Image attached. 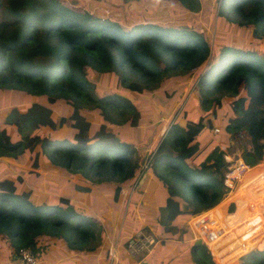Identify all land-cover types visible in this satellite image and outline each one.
Returning a JSON list of instances; mask_svg holds the SVG:
<instances>
[{"label": "trees", "instance_id": "16d2710c", "mask_svg": "<svg viewBox=\"0 0 264 264\" xmlns=\"http://www.w3.org/2000/svg\"><path fill=\"white\" fill-rule=\"evenodd\" d=\"M72 1L68 6L62 0H0V89L25 96L20 104L0 107V157L24 162L22 154L31 153L26 163L33 168L74 175L94 186L114 181L111 199L116 200L141 156L108 126L125 122L134 126L139 110L118 91L96 93L85 70L111 73L123 88L141 92L153 89L166 75L196 69L201 106L230 97L231 116L222 132L247 135L249 146L240 154L245 163L264 160V53L256 46L229 44L216 35L209 42L185 24H163L153 18L136 21L129 17L132 2L124 0L110 2L115 18L100 17L93 0ZM173 2L190 10L202 3L215 6V18L219 14L229 23L250 28L252 36L264 43V0ZM59 105L65 112L57 116ZM89 110L97 111L98 122L90 121ZM209 126L202 114L184 122L173 120L145 170L165 189L157 223L180 235L190 232L187 219L226 194L222 182L226 149L210 147L211 138L201 144ZM56 127L61 135L54 134ZM9 171L0 175V246L6 243L0 247V260L10 252L6 250L11 248L14 255L20 246L37 258L48 244L44 238L59 240L69 250L98 248L104 237L99 220L76 209L61 193L38 200L41 194L23 180V173L32 170L10 166ZM73 183L77 190H90L89 185ZM99 216L105 220L107 214ZM199 246L202 259L196 255ZM190 252L196 264H214L201 240L192 242ZM238 261L264 264V249H253Z\"/></svg>", "mask_w": 264, "mask_h": 264}, {"label": "rangeland", "instance_id": "374dc122", "mask_svg": "<svg viewBox=\"0 0 264 264\" xmlns=\"http://www.w3.org/2000/svg\"><path fill=\"white\" fill-rule=\"evenodd\" d=\"M81 1L86 2L87 0ZM124 1L129 3L132 2L131 6L133 5V9H129V17L136 21L146 20L147 18H153L159 22H163V24H170L174 26L185 24L201 32L205 36V38L209 40V42L212 38H214V35H216L218 38L223 37V40L226 43H235L241 46H256L258 53H264V43L258 41L260 39L252 36V34L250 33V28H241L239 26L234 25V23H229L222 16H219V14L217 15V18H215L217 12L214 10V8H216L215 6H206V4L203 5L202 3L197 10H190L186 6H182L173 2V0ZM62 2L68 6L71 4L69 2L73 3L72 0H62ZM93 2L96 7L95 10L100 13V17L105 18L111 16L112 18H115V15L113 14V16L110 13L111 9H113V13L115 12V9L109 5L111 0H93ZM74 7L81 10V6L74 5ZM228 23L232 25L230 26L228 25ZM223 25L230 27V29H220V26ZM250 38L252 40H250ZM85 73L86 78L89 82L92 83L96 93L100 94L111 91H118L130 97V99L135 103L136 107L139 110V117L134 126H130L127 122H125L120 125L111 124L108 127L113 128L114 132L117 133V136L121 139H126L129 141L136 140V145H134L136 152L139 148V146H137L139 140H154L159 134L161 138L162 132L169 126V124L173 120H179L180 122H184L186 119L195 118L198 114H202L204 120H208L210 122V126L206 130L204 137L201 138L202 145H204L206 141L211 138L213 142L210 143V147H225L227 154H225L224 158L227 156H240L242 149L247 148L249 146V142L247 141V135L244 132H239L236 134L222 132L223 124L231 116L229 108L231 100L230 97L224 96L222 100H220L219 104H217L216 101L213 100L210 104H208L206 108H203L201 106L197 94V85L195 83L196 69H192L186 73L179 72L166 75L159 80L158 84L153 89L143 90L141 92L129 91L123 88L119 85L117 79L115 78V75L111 73H101L92 69L85 70ZM24 98L25 96L20 92L10 89H0V107H6L10 104H20L23 102ZM55 110L58 112H56V115L59 116V113L65 112V107L59 105L58 107H55ZM88 112L90 116V121L98 122L99 116L97 115V111L89 110ZM1 120L2 113L0 112V121ZM97 124L98 123L95 124V127L97 126ZM214 127H217L218 131H214ZM61 133L62 130L59 127H56L54 129L55 135H61ZM215 136H217L216 139H214ZM155 140H157V138ZM143 154L140 155L141 159L143 157ZM22 155L24 156V158L27 157L28 161L32 157L31 153ZM3 161L5 163H13L7 159H3ZM17 166H19L21 170H32L40 174H46L40 169L32 168L23 164H18ZM260 166L264 167V160L261 161V163L254 169H259ZM252 171L253 169L247 171L246 174H244L245 176L243 180H245V178H247L246 176H248V174ZM4 172H7V169L4 163H1L0 173ZM31 172L23 173L24 179L26 181H28V178L30 177L31 179L36 177V175H32ZM47 174H50L49 176L51 185L55 184L58 189L64 187V185L59 181L62 178L57 177L59 175L54 174L55 176H52L51 173ZM64 178L72 180L75 179L74 177L68 176H65ZM38 181H40L41 184H44L49 180H44L40 178ZM98 185H101L106 188L105 194H107V190L109 194H112V187L115 185V182L104 181L103 183H98ZM98 185L96 187H98ZM91 186L94 185L91 184ZM70 191L73 192V190ZM132 193L133 191L130 192L129 197H131L130 199L128 198V200H126V196L123 197L124 199L121 207H129L128 201L132 202V206L134 205L135 201L133 202L134 196L132 195ZM75 196L78 200L82 202L80 204L84 206L85 211L91 214V212L85 207V204H88L90 202L89 200H91L92 197H89L88 199L86 192H83L82 195L75 194ZM236 201L237 197H235V195H232L226 200L220 202L219 205L215 206L214 211L220 213V218H216V223L213 224L215 229H224L228 225L229 221L235 220L236 218L240 217L239 214L232 216V214L236 213V209L239 210L241 208L240 205H238L237 208V204H235L236 206L233 213H227L230 209L231 204L234 205ZM162 208L163 207H161L159 210L160 213L162 212ZM187 221H185L186 224H188ZM143 229V232L149 233L152 236L154 235V238H161L160 236H158L159 234L157 235L158 231H155L154 228H151L149 230V227H145ZM110 233L115 234V230H111ZM164 233L166 234V232ZM187 233L188 234L186 236H182L179 239L182 241L187 240V242L184 243V245H182L180 248H176L179 245V242L177 241L160 240L161 247H156L153 252L151 251V254L149 253L145 255L144 252H141L129 255L128 252L125 250V247H122L121 245L120 254L121 256L123 255L127 258H133V261L135 262L132 264H196L194 261L195 255L190 252V246L192 242L198 239L196 236V231L193 232L191 230V233ZM176 235L180 236L179 232H176ZM171 237L175 238L174 235ZM213 241V239H209L206 241V243L210 245ZM201 242L204 243L203 241ZM261 243L262 242L256 244L258 249L261 248ZM4 244L6 243L3 242V244L0 246L1 249L4 248ZM213 245L214 250H211L210 248H206V250L208 252L209 258L214 264H238V260L241 259V257L244 255L243 253H241L238 256L236 254L238 249H235L231 254H228L224 250H222V247L219 246V243H215ZM171 246L176 247L173 249ZM210 247L212 246L210 245ZM106 249V246L103 247V250L101 251L102 259L99 260V256H97V263L95 264H106V260H104L105 256H107L105 254ZM7 251H10L8 252L9 254L5 253L6 258L1 259L0 263L2 262L15 264V262H13V258L16 259V255H11V248L6 250V252ZM202 251V247L199 246L196 254L199 259H202ZM121 256L119 255V260ZM72 259L74 261V264H89L88 260L82 261L78 255L69 256V260ZM37 264H58L57 257L52 252L50 254H44L41 250L39 256L37 257ZM61 264H68V262L63 261Z\"/></svg>", "mask_w": 264, "mask_h": 264}, {"label": "crops", "instance_id": "0c3cea01", "mask_svg": "<svg viewBox=\"0 0 264 264\" xmlns=\"http://www.w3.org/2000/svg\"><path fill=\"white\" fill-rule=\"evenodd\" d=\"M2 117H3V114H2ZM156 138H157V140H155ZM156 138L154 140H139L138 145H137V146H139L137 153L139 155H141L145 152V150H149L151 147H153L157 143L158 139L160 138V134ZM135 141L136 140L130 141L133 144V146L136 145ZM0 159L3 163H5L3 161V159H6V158L0 157ZM22 159L24 162H14L12 160L7 159L13 163L12 164L6 163V164H9V165H5L7 172L0 173V175L2 176L6 173H9L10 172L9 171L10 166H16L18 168H19V166H17L18 164H23V165L29 166L26 163L28 161L27 157L24 158V156L22 155ZM29 167H31V166H29ZM36 169H40V170L44 171L46 174H41V176H36L33 179H31V177H30V178H28V181H26L25 179H23V180H24V184L27 187L33 189V191H35L36 193L41 194V196H40L41 198H39L38 200H47L48 198L56 196L53 194L61 193L63 195H67L69 197V199L71 200V203L76 207V209H78L79 211L84 212L85 214H88L92 217H95V219L100 221V225H101L102 229L104 230V237H103L101 243L99 244L98 248H96L95 250H92V251L80 252L77 250H69L59 240L51 241L49 239L44 238L43 240L45 242H47L48 244L42 249V253H44V254H50L51 252L54 253L57 257V263L58 264H61L63 261H67L68 264H74L73 259L69 260V256H72V255H74V256L78 255L82 261L88 260L89 264H95V263H97V256H99V260L102 259L101 251L103 250V247H105V246L107 247V246L111 245L112 243H114L115 240L117 241L116 244L119 248L118 258L116 261H110L109 258L107 256H105L104 260H106V264H132L135 262V261H133L134 260L133 258H131V257L127 258L123 255L121 256L120 245L123 247L122 243L126 239L134 238L136 233H145V232H143V230H144L143 228H145V227H149V230L151 228H154L155 231H158L157 235L159 234L158 236L161 237V238L155 237L156 242L152 246V249H151L152 252L155 250L156 247H158V248L161 247L160 240L179 242L178 247L171 246L173 249L175 247L180 248L182 245H184V243L187 242V240L182 241L179 239L182 236H186L188 233H184V234L179 236V235H176V232H178L177 230L175 232H172L171 230H166L163 228L162 225L157 223V220H158L159 214H160L159 210L162 207V206L158 205V203H159V200H161V194L163 192L165 193V189L162 188L158 183L153 181V178L151 177L149 172H145V176L139 185L140 188L139 189L136 188L137 190L134 189V191L132 193V195L134 196L133 202L135 201L134 205L132 206L131 205L132 202L128 201L129 207H124V206L121 207L123 204V199H124L123 197L125 194L120 193V189H119V194H118L117 199L112 200L111 199L112 194L111 193L109 194L108 190H107V194H105L106 188H104L103 186H100V187L91 186L90 183H86L85 181L77 178L74 175H67V174H64L62 172L57 173V172H53V171H47L41 167H37ZM34 172L35 171L31 172V174L35 175ZM47 173H51L52 176H55L54 174L59 175L57 177L62 178L59 181L64 185V187L58 189L55 186V184L51 185L50 176H49L50 174H47ZM63 176L64 177L65 176L74 177L75 179L74 180L67 179V178H64ZM40 178H42L44 180H49V181L45 182L44 184H41V182L38 181ZM73 182H80V183H83L85 185L90 184L89 185L90 190H88V191L77 190V189H75ZM122 185L125 186L126 183H124ZM139 186H137V187H139ZM70 190H73V192H71ZM83 192H86L88 199H89V197H92V199L89 200L90 202L88 204L84 203L85 207L91 212V214L89 212L85 211L84 206H82V204H80L82 202L80 200H78L75 196V194L82 195ZM158 194H160V197L157 200L156 196ZM130 197H129V199H130ZM37 198H38V196H37V194H35L32 201H34V202L38 201V200H36ZM238 205L241 206L240 200L238 201ZM100 212H103L105 215L107 214L105 220H102L100 218V216H99ZM111 230H115V234L110 233ZM163 231L166 232V234ZM189 231H190L189 233H191V229ZM173 235L175 236V238L171 237ZM151 251H150V254H151ZM105 254H106V250H105ZM236 254L239 256L241 254V251H238ZM119 255L121 256L120 260H119ZM129 255H132V254H129Z\"/></svg>", "mask_w": 264, "mask_h": 264}, {"label": "built area", "instance_id": "2783aa9c", "mask_svg": "<svg viewBox=\"0 0 264 264\" xmlns=\"http://www.w3.org/2000/svg\"><path fill=\"white\" fill-rule=\"evenodd\" d=\"M166 129L162 132V136ZM214 131H218V128L214 127ZM161 138L158 139L153 147L145 150L141 162L133 175L128 179L125 186H120V193L125 194L126 200H128L130 192L134 191L138 186L141 174L151 164L154 150ZM224 159L226 164L222 182L226 187V194L214 206L190 217L187 222L190 229L193 232L196 231L197 238L204 242L203 244H205L206 248L214 250L213 244L219 243L222 250L228 254H231L235 249L245 254L252 249H258L256 244L259 242L264 243V167L260 166L259 169H254L261 161L245 163L241 156H227ZM250 169H253V171L243 180L244 174ZM232 195L237 197V201L227 213H233L235 204H237L238 208V201L240 200L241 208L239 210L236 209V213L232 214V216L239 214L240 217L229 221L224 229H215L213 224L216 223V218H220V213L214 211L215 206ZM209 239L214 240L210 244L212 247L206 243ZM155 242L156 238L149 233H136L134 238L129 239L126 243L125 250L129 254L141 252L148 254ZM116 243L117 241L115 240L114 243L107 246L106 254L110 261H116L118 258L119 248ZM263 245L261 243V248H263ZM15 255L16 259L13 258L15 264H37V258L27 247H18Z\"/></svg>", "mask_w": 264, "mask_h": 264}, {"label": "water", "instance_id": "95a60500", "mask_svg": "<svg viewBox=\"0 0 264 264\" xmlns=\"http://www.w3.org/2000/svg\"><path fill=\"white\" fill-rule=\"evenodd\" d=\"M144 176H145V172H143V173L141 174V176H140V178H139V181H138V186H139L140 183L142 182ZM262 249H264V245H263V248H262Z\"/></svg>", "mask_w": 264, "mask_h": 264}, {"label": "clouds", "instance_id": "9594fccd", "mask_svg": "<svg viewBox=\"0 0 264 264\" xmlns=\"http://www.w3.org/2000/svg\"><path fill=\"white\" fill-rule=\"evenodd\" d=\"M146 172V171H145Z\"/></svg>", "mask_w": 264, "mask_h": 264}]
</instances>
